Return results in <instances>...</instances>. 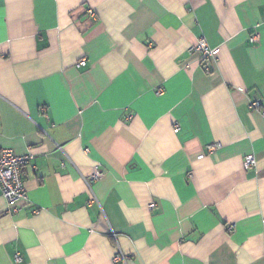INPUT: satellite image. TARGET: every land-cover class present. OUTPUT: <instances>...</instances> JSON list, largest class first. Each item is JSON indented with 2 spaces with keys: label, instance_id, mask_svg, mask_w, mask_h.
Masks as SVG:
<instances>
[{
  "label": "crops",
  "instance_id": "0c3cea01",
  "mask_svg": "<svg viewBox=\"0 0 264 264\" xmlns=\"http://www.w3.org/2000/svg\"><path fill=\"white\" fill-rule=\"evenodd\" d=\"M263 113L264 0H0V264H264Z\"/></svg>",
  "mask_w": 264,
  "mask_h": 264
},
{
  "label": "built area",
  "instance_id": "2783aa9c",
  "mask_svg": "<svg viewBox=\"0 0 264 264\" xmlns=\"http://www.w3.org/2000/svg\"><path fill=\"white\" fill-rule=\"evenodd\" d=\"M91 17H95V13L93 10L88 11ZM258 34L255 32L250 41L255 44L258 42ZM193 52L201 53L204 60L214 59L215 49L210 47L208 42L205 39H200L197 45L192 47ZM162 89H158L157 94L162 95ZM262 107V103L259 100H254L251 102V108L260 110ZM264 114V113H263ZM174 132L177 133L180 130V123L175 121L174 123ZM219 148V145H212L209 148V151H214ZM33 155L19 156L14 153L11 149L0 148V190L7 200L8 207L10 212L17 213L21 210V205L28 201L27 190L25 187V169L26 167L33 161ZM257 166V159L254 155H248L244 159L243 167L246 170H250ZM104 173H102L98 168L94 170L92 175L87 177L86 183L87 186L94 196L91 202L96 200L95 192L93 190V186L96 182H98ZM154 207V205L152 206ZM40 211H35L38 214ZM236 228L235 224L229 226V232H233ZM112 235L115 237L114 231ZM130 260L129 256L123 253L121 250L114 256V262L117 264H127ZM17 262L21 261V257L17 256Z\"/></svg>",
  "mask_w": 264,
  "mask_h": 264
}]
</instances>
